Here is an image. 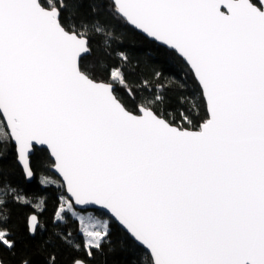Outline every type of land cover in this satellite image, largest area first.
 Returning <instances> with one entry per match:
<instances>
[{"label": "snow or ice", "instance_id": "obj_1", "mask_svg": "<svg viewBox=\"0 0 264 264\" xmlns=\"http://www.w3.org/2000/svg\"><path fill=\"white\" fill-rule=\"evenodd\" d=\"M0 264H264V0H0Z\"/></svg>", "mask_w": 264, "mask_h": 264}, {"label": "trees", "instance_id": "obj_2", "mask_svg": "<svg viewBox=\"0 0 264 264\" xmlns=\"http://www.w3.org/2000/svg\"><path fill=\"white\" fill-rule=\"evenodd\" d=\"M131 47V50L134 54H138L139 51L141 50L142 48V44L139 42V40H136L134 42L133 45H130ZM150 71L151 69L146 67V66H143L141 67L140 69V72L144 73L145 75L147 74H150ZM137 75H139V73H137ZM11 161H12V158L9 157L7 161H5L6 164H11ZM49 179L51 180H59L60 178L54 174L51 170H47L46 173H45ZM7 180L11 181L14 185L16 184H20V185H23L26 190L28 191H32L35 187H36V181H33L31 185H26L23 181V179L21 178V176L19 175V172L18 170H13L12 168H8L7 171H6V177H5ZM43 187V186H41ZM55 185H51L49 187V192L53 189H55ZM48 194V193H46Z\"/></svg>", "mask_w": 264, "mask_h": 264}, {"label": "water", "instance_id": "obj_3", "mask_svg": "<svg viewBox=\"0 0 264 264\" xmlns=\"http://www.w3.org/2000/svg\"><path fill=\"white\" fill-rule=\"evenodd\" d=\"M54 174H56L57 176H58V174L57 173H55L53 170H51ZM59 177V176H58ZM60 178V177H59Z\"/></svg>", "mask_w": 264, "mask_h": 264}]
</instances>
